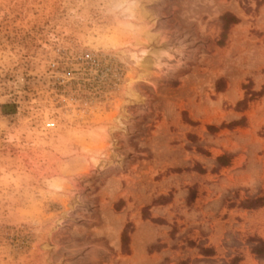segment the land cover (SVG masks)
Here are the masks:
<instances>
[{"label": "rangeland", "instance_id": "374dc122", "mask_svg": "<svg viewBox=\"0 0 264 264\" xmlns=\"http://www.w3.org/2000/svg\"><path fill=\"white\" fill-rule=\"evenodd\" d=\"M122 3L0 0V264H264V114L209 95L264 83V0Z\"/></svg>", "mask_w": 264, "mask_h": 264}, {"label": "crops", "instance_id": "0c3cea01", "mask_svg": "<svg viewBox=\"0 0 264 264\" xmlns=\"http://www.w3.org/2000/svg\"><path fill=\"white\" fill-rule=\"evenodd\" d=\"M227 14H230L231 16H234L238 19L237 23L229 25V29L231 28V30H232L234 27H237V26L242 24V20H241L242 16L241 15H239L238 13H235V12L227 13ZM219 22L222 25V29H223V25H224L223 21L219 20ZM250 84H252V82ZM252 85H253V87L251 89H247V87L244 88V86H242V84H240V89H233L230 81L227 80L224 82V80L222 78H217L213 82V87H212L211 93H209L210 100H211V95L217 96L216 102H220L221 113H226L228 115L229 114L231 115L230 121L235 120V122H232L229 124L237 123V124H234L237 126V128H236L237 130L246 129L245 128L246 126L244 124H239L243 121H245V123H251V125L254 124V119L252 117L253 112H256L257 118H259L260 115L264 114V110L259 111V109H258L259 108L258 105L261 104L262 100L264 99V96L261 97V96L257 95L259 90L261 91L263 89L262 85H264V83L260 86H258L256 83H254ZM246 96L248 97L247 98V105L241 106V104L245 100ZM203 100L206 101V98ZM237 107H238V109H237ZM207 110L208 109L205 107L204 112H206ZM190 118H191V120H196L195 118H197V117H195V114L192 111H191V117ZM223 124L228 125L226 123H223ZM186 128L190 132L193 129V127L189 124H186ZM208 128H209V130H211L213 132H216L217 129H221L220 127H217L216 125H211ZM228 154H232V152L230 150H228L226 153H223V155H218V156L219 157H226V156H229ZM224 160H225V158L221 162H224ZM226 165L227 164H225V163L221 164L222 167H224Z\"/></svg>", "mask_w": 264, "mask_h": 264}, {"label": "trees", "instance_id": "16d2710c", "mask_svg": "<svg viewBox=\"0 0 264 264\" xmlns=\"http://www.w3.org/2000/svg\"><path fill=\"white\" fill-rule=\"evenodd\" d=\"M221 20L223 21V33H222V39L220 41V44H223L224 41L227 39V34H228V29H229V25L230 24H235L238 22V19L234 16H231L230 14H225L221 17ZM263 92H260L259 94H262ZM258 94V95H259ZM234 124H237V123H233V124H230L229 126L231 125H234ZM221 127H226L224 124L221 126ZM225 157H219L218 160L219 162L221 163V161L224 159ZM249 204V207L248 208H255L256 207H263L264 206V197L262 198H258L256 199L255 201H251ZM131 226V224H127L125 230L123 231L122 233V243H123V246L126 247L128 249V243H129V235H128V228ZM204 252L206 253H209L211 252L210 250L208 249H205L203 250ZM252 252L257 255L259 258H262L264 259V240H261L259 239L258 240V245L254 246L252 248ZM240 263V259L239 258H234L230 264H239ZM180 264H186V263H180Z\"/></svg>", "mask_w": 264, "mask_h": 264}, {"label": "bare ground", "instance_id": "6f19581e", "mask_svg": "<svg viewBox=\"0 0 264 264\" xmlns=\"http://www.w3.org/2000/svg\"><path fill=\"white\" fill-rule=\"evenodd\" d=\"M143 1L149 2V1H151V0H143ZM143 1H142V0H123V3H122L121 5H122V6H123L124 4L126 5V9H125V10L129 13V16H130L131 20H138V17L140 16V14H142L141 12H143V10H144V6H142V2H143ZM126 26H127L129 29H131V30H135L136 27H137L135 24H132V22H128V23L126 24ZM131 30H130V31H131ZM147 33H148V31L146 30L144 34H147ZM147 55H148V52H147L146 50L141 51V52H140V55H139L138 57H136V55H135V57H136V61H137V67H138V68L141 69V68L144 66V60H145V58L147 57ZM143 68H144V67H143ZM137 70H138V69H137ZM141 78H142L141 76H138L137 79H134V80L131 81L130 85H131V84H135V83H137V82H140ZM17 86H18L19 88L23 87V81H22V80L19 81V82L17 83ZM115 123H116V124H121L120 119L117 118ZM92 159H93L96 163L98 162L97 159H95V158H92Z\"/></svg>", "mask_w": 264, "mask_h": 264}]
</instances>
